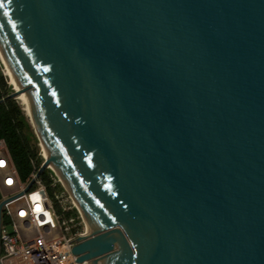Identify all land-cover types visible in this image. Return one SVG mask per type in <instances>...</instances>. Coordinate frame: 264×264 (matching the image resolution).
Returning a JSON list of instances; mask_svg holds the SVG:
<instances>
[{"label":"water","instance_id":"95a60500","mask_svg":"<svg viewBox=\"0 0 264 264\" xmlns=\"http://www.w3.org/2000/svg\"><path fill=\"white\" fill-rule=\"evenodd\" d=\"M0 45L79 262L264 264V0H0Z\"/></svg>","mask_w":264,"mask_h":264},{"label":"built area","instance_id":"2783aa9c","mask_svg":"<svg viewBox=\"0 0 264 264\" xmlns=\"http://www.w3.org/2000/svg\"><path fill=\"white\" fill-rule=\"evenodd\" d=\"M39 169L34 163L23 181L6 141L0 139V189L6 201L3 214L9 218L1 226V264H87L77 260L71 247L78 236L89 233L84 216L79 210L69 218L57 212L47 186L37 177ZM32 179L33 186L26 190ZM73 207L77 208L66 204L65 210Z\"/></svg>","mask_w":264,"mask_h":264},{"label":"trees","instance_id":"16d2710c","mask_svg":"<svg viewBox=\"0 0 264 264\" xmlns=\"http://www.w3.org/2000/svg\"><path fill=\"white\" fill-rule=\"evenodd\" d=\"M12 93L5 76L0 71V99ZM0 139H4L8 145L11 156L20 175L25 179L33 171L34 163L41 166L42 158L38 153L39 147L35 143L37 137L32 131L25 115L15 98L6 99L0 103ZM41 179L47 186V192L53 200L57 212L65 218L78 216V209L73 207L64 210L55 199L56 190L64 197V189L60 183H56L53 172L49 169L41 175ZM3 224L9 223V218L3 214Z\"/></svg>","mask_w":264,"mask_h":264},{"label":"bare ground","instance_id":"6f19581e","mask_svg":"<svg viewBox=\"0 0 264 264\" xmlns=\"http://www.w3.org/2000/svg\"><path fill=\"white\" fill-rule=\"evenodd\" d=\"M0 58H1L2 62L4 63L6 74L8 75V77L10 79V83L13 85L14 90H21V88H20V86H19V84H18V82L16 80V77H15V75H14V73H13V71H12L10 65H9V62H8L4 52L2 50L1 45H0ZM17 97H18V99H20L22 101V104L25 106V110H26V112L28 114V117H30L32 126L35 129V132L37 133V135H40V137H41V134L39 132V127H38V124H37V122L35 120L34 113H33V110H32V107H31V104L29 102V99L27 97L26 92H20ZM40 141H41V146H42V150H43V155H44V157H46L48 155L46 146H45L42 138H40ZM49 168L52 169L55 172V174L58 176L60 181L66 186V184L64 183L62 177L60 176V174L57 171V169L54 166V164H51L49 166ZM66 188H67V186H66ZM70 196H71V194H70ZM74 204L77 206V203H76L75 200H74ZM87 228H88V232H89L90 229H89L88 225H87Z\"/></svg>","mask_w":264,"mask_h":264},{"label":"rangeland","instance_id":"374dc122","mask_svg":"<svg viewBox=\"0 0 264 264\" xmlns=\"http://www.w3.org/2000/svg\"><path fill=\"white\" fill-rule=\"evenodd\" d=\"M0 71H1V73L5 76V78H6V80H7V82H8V85L10 86V90H12V92L14 91V87H13V85L10 83V79H9V77H8V75L6 74V70H5V66H4V63L2 62V60H1V58H0ZM16 99V101H17V103L20 105V107H21V109H22V111H23V113H24V115H25V118H26V121L29 123V125H30V127H31V129H32V131L35 133V135H36V137H37V141L35 142L37 145H38V147H39V150H38V153H42L43 152V150H42V146H41V141H40V139H39V137L37 136V133L35 132V129L33 128V126H32V123H31V120H30V117H28V114H27V112H26V110H25V106L22 104V101L20 100V99H18V97H16L15 98ZM40 157L42 158V162L44 161V157L40 154ZM42 162H41V164H42ZM34 168V167H33ZM47 169H49V170H51L52 172H53V175H54V178H56V179H58V177L56 176V174H55V172L52 170V169H50V168H47ZM46 169V170H47ZM19 173V172H18ZM19 177L23 180V181H25L26 179L24 178V177H22L21 175H20V173H19ZM60 180V179H59ZM60 184L62 185V187H63V189H64V199H63V196H62V194L60 193V191H58V190H56V192H55V199H56V201H57V203L65 210V206H66V204H68L69 206H74V200H73V198L70 196V193L68 192V190H66V188L64 187V185L60 182ZM56 195H58L59 197L58 198H56ZM2 200V191H1V189H0V201ZM78 215H79V212H78Z\"/></svg>","mask_w":264,"mask_h":264}]
</instances>
